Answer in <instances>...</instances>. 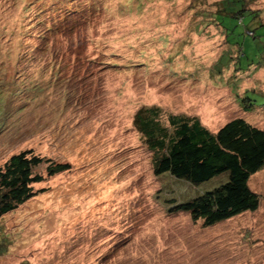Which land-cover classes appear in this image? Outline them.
<instances>
[{
	"label": "rangeland",
	"instance_id": "1",
	"mask_svg": "<svg viewBox=\"0 0 264 264\" xmlns=\"http://www.w3.org/2000/svg\"><path fill=\"white\" fill-rule=\"evenodd\" d=\"M221 3L0 0V166L26 150L70 165L34 170L39 194L0 220V264H264V169L249 180L256 212L203 227L167 201L224 176L198 188L155 176L132 125L158 107L163 123L185 115L216 132L243 118L264 130V105L239 103L253 91L264 104V0L247 3L253 19L225 18L229 32Z\"/></svg>",
	"mask_w": 264,
	"mask_h": 264
},
{
	"label": "trees",
	"instance_id": "2",
	"mask_svg": "<svg viewBox=\"0 0 264 264\" xmlns=\"http://www.w3.org/2000/svg\"><path fill=\"white\" fill-rule=\"evenodd\" d=\"M253 1L222 0L216 21L229 32L233 27H228L225 18L240 23L245 16L253 19L254 11L247 8V3ZM235 3L240 5L234 11ZM248 36L255 38L254 31ZM251 94L255 93L245 91L240 99L243 112L250 113L254 107L264 105L258 104ZM161 116L158 107H141L132 122L152 155L155 176L167 174L194 188L218 177L225 178L186 202L167 201L169 213L188 214L193 222L212 227L259 209L260 198L250 189L249 180L264 169L263 129L243 118H234L211 132L196 117L169 114L163 123ZM41 165H46L47 177L70 169L68 163H54L30 150L12 154L0 166V220L39 194L33 185L42 182L43 177L34 170Z\"/></svg>",
	"mask_w": 264,
	"mask_h": 264
},
{
	"label": "bare ground",
	"instance_id": "3",
	"mask_svg": "<svg viewBox=\"0 0 264 264\" xmlns=\"http://www.w3.org/2000/svg\"><path fill=\"white\" fill-rule=\"evenodd\" d=\"M208 116V115H207Z\"/></svg>",
	"mask_w": 264,
	"mask_h": 264
}]
</instances>
